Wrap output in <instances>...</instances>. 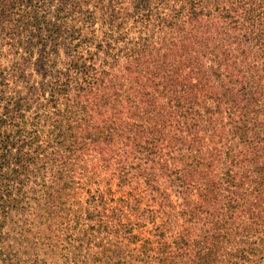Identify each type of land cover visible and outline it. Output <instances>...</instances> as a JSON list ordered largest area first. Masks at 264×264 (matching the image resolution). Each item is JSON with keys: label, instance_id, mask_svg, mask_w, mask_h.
Here are the masks:
<instances>
[{"label": "trees", "instance_id": "trees-1", "mask_svg": "<svg viewBox=\"0 0 264 264\" xmlns=\"http://www.w3.org/2000/svg\"><path fill=\"white\" fill-rule=\"evenodd\" d=\"M87 149L109 185L84 213L124 244L150 225L140 264H264V0H0V213Z\"/></svg>", "mask_w": 264, "mask_h": 264}, {"label": "rangeland", "instance_id": "rangeland-1", "mask_svg": "<svg viewBox=\"0 0 264 264\" xmlns=\"http://www.w3.org/2000/svg\"><path fill=\"white\" fill-rule=\"evenodd\" d=\"M59 54L57 58L55 57L57 64L66 60L63 51ZM36 64L34 57L25 68V74L27 79L38 86L41 77L36 70ZM113 72L116 73L117 69H113ZM134 75H138L143 80V70H138ZM11 90L7 91V94L12 95L15 100L18 95ZM29 92L26 90L25 93L31 95L30 99L34 100L33 106L43 111L44 98L36 97V92ZM67 105L71 106L72 113L66 114L65 104H60L59 110L63 116L61 120L64 117H82L86 113L82 108L83 105L76 106L72 101L67 102ZM127 108L126 104L120 106V109ZM81 127L83 134L79 135H85L83 128L85 126L68 120L61 123L59 132L73 133ZM90 150L87 149L83 155L77 151L66 165L56 167L54 171H58L59 175L54 171L49 173L35 171L30 175L29 181L21 177L16 178L12 186V197L16 198V202H13V207H8L5 213H0V245L4 259L0 264H120L122 262L140 264L142 262L141 245L145 239L151 237L150 225L142 229L136 228L133 232L138 233L141 238L137 243L124 244L116 238L117 233L108 234L114 222L118 220L114 214L102 207H98L90 218L84 213L90 193H94L98 188L105 189L106 185H109V182L105 184L107 178H104V173L100 172L102 168L99 161ZM5 175L8 180L2 184L12 183L9 171ZM84 175L87 183L82 181ZM96 175L99 176L94 177ZM111 189L116 192L114 197H119L120 191H116L114 182ZM133 191L137 192L138 188H134ZM97 211L100 212V218L95 217ZM100 220L106 226L105 230L104 226H99Z\"/></svg>", "mask_w": 264, "mask_h": 264}]
</instances>
